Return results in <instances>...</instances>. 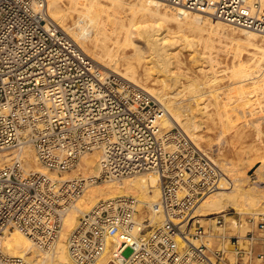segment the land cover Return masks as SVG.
Returning a JSON list of instances; mask_svg holds the SVG:
<instances>
[{
  "label": "built area",
  "instance_id": "1",
  "mask_svg": "<svg viewBox=\"0 0 264 264\" xmlns=\"http://www.w3.org/2000/svg\"><path fill=\"white\" fill-rule=\"evenodd\" d=\"M167 1L264 35V0ZM46 3L0 0V150L29 144L48 171L27 170L21 156L0 167V264H38L4 250L7 232L49 249L64 211L90 185L145 172L161 179L150 209L160 221L142 217L134 195L99 200L69 235L76 264L105 253L109 264H264V213H247L244 234L229 227L230 216L243 223L232 209L197 213L227 179L223 168L184 130L163 128L157 98L104 70ZM95 150L98 175L63 178Z\"/></svg>",
  "mask_w": 264,
  "mask_h": 264
},
{
  "label": "bare ground",
  "instance_id": "2",
  "mask_svg": "<svg viewBox=\"0 0 264 264\" xmlns=\"http://www.w3.org/2000/svg\"><path fill=\"white\" fill-rule=\"evenodd\" d=\"M127 3L132 4L130 6H132L133 11L128 15L125 13L120 15L121 10H123ZM46 10L50 17L59 23L90 57L105 68L119 73L131 83L145 89L157 98L163 107V113L160 116V124L163 128L171 129V126L178 124L191 138H197V136L202 138L201 132L198 133V131H202L203 129L205 131H210L222 126V137L226 140H230V137L233 136H230L231 130H238V132L242 131V136H252V133H248L243 126L248 122H237L241 119L240 116H238L239 113L236 115V118L233 117L232 120L230 119L231 121H223L222 115L226 113L228 108L226 102L220 99L219 92H217V90L222 87H217V84L220 82L218 79L216 80V70L213 71L212 65L207 62H212L217 59V55L214 60L212 57V52L217 47L215 42L217 40L224 43L226 38V40H231V42H227V45H232L233 41H236L235 43L236 45L238 44L239 47L240 45L244 46L241 47V50H239L240 48H236L234 53L235 59L242 54L240 52H243V48L247 49L248 57L241 58V60L239 58L237 62L233 63L234 68L232 66L230 67L233 71L232 75L234 76L231 85H233V87L235 86L234 89L237 92L242 93L240 97L238 96V98H236V100L238 99L239 101L244 99L242 101V105L244 106L240 103V108L251 107L253 102L251 103L250 100L251 97L256 95V92L258 96L261 94L264 95L262 92H259V90L264 92V37L260 38L262 34L245 27L228 23L213 15L211 12L188 9L182 5L172 4L167 0H69L67 6L63 5V0H47ZM110 21L113 23L114 27L109 25ZM237 27H240L241 30L237 29ZM239 32L240 34H237ZM136 35L140 37L143 45L137 43L134 39ZM188 44H194L195 46L192 51L193 54H191L193 56H191L192 60H202L199 72L206 76V78L202 80L196 76L189 75L187 72L182 73L176 70V67L179 66L180 68L182 57L181 53H179L180 49L177 51L175 49L178 46L185 47V45ZM129 46L132 48L131 50L127 49ZM229 47L230 49H225V51L230 52L232 48L231 46ZM145 49H148L150 52L149 56H151V62L148 61L149 57L145 54ZM233 58L231 59L233 60ZM195 64L193 63V65ZM230 65L232 64L230 63ZM213 66L216 65L213 64ZM164 73H169L168 80H163ZM232 75L230 74L229 76L231 77ZM181 76L187 83L185 81L182 84L180 83ZM148 81L162 83L163 85L161 87L149 85L147 83ZM226 85L229 86L230 84ZM166 87L174 88L177 92L173 95H169L166 91ZM247 87L251 89L247 90ZM185 90H190L189 93H192L194 97L191 98L192 95L186 93L191 98L189 99L191 101L187 102L186 100V103H183L182 100V103L175 104L173 101L174 98ZM230 90L232 91V88ZM252 91L253 94L250 95ZM183 95L186 96L185 94ZM213 95H215V97L211 99L210 97ZM184 98L185 97H183V99ZM192 100H194V103H192ZM255 100H257V98ZM191 104L202 105L201 117L199 119H195V115L190 106ZM235 106L234 109H231L232 113H235ZM231 107L233 106L231 105ZM261 112L263 111L261 110ZM256 116H258V114ZM250 122L255 126L259 124H256L253 119H250L249 124ZM258 126L259 125H257V130L259 133L260 128H258ZM186 129L195 133V137H192L190 132ZM238 132L237 136L239 137L240 135ZM234 135L236 136V134ZM238 137H236V139ZM236 139L234 140L236 141ZM234 140L232 139V141ZM226 143L230 144L228 142ZM235 143L236 142H234V144ZM231 145H233V142H231ZM19 152L22 155L24 166L27 170L32 169L35 171L48 172L47 169L40 168L38 159L31 145H24ZM15 153L13 154L15 155ZM92 155H90V158L87 157L89 156L88 154H86V157L83 156L82 164L84 168L81 166L85 170L89 169V177L98 175L101 170L100 159H98L100 156L94 157L96 155ZM12 158L13 157L9 153L5 152L0 154V167ZM226 162L229 163V161ZM220 166L223 168L222 165ZM228 169L234 171L235 167L232 169V167L229 166ZM228 169L226 168V170ZM223 170L227 179L224 180L218 189L208 194L201 201L197 206L196 212L206 215L221 212L228 206H233L242 213L248 212V210L252 211V209H254L253 205H256V203L258 207L259 199L263 198L264 200V191L259 188L263 193H258L255 191V189H257L255 186L252 188L247 186L248 188H246L241 181L238 184L237 180L233 182L228 172L224 168ZM236 171L238 172V170ZM51 173L55 174L54 172ZM135 176L136 177L127 180H124V178L114 180L106 186H91L86 191L84 198L79 202L72 203L64 211L62 231L60 230L59 237L51 248H46V250L38 248L30 238L26 235L24 236L21 231L15 229L11 232H7L5 235L4 250L11 255H21L29 260H34L38 264H76L71 259L68 251L69 235L78 225L80 220L79 217L90 211L99 199L102 200L101 198L108 199L132 193L139 201L140 209L143 208L145 204L149 206L147 213L148 215L150 214L151 222L155 223L160 221L161 216L150 210L151 205L157 201L161 195V179L159 174L151 172V174ZM145 214H141L142 217L146 216ZM229 219L230 223L233 225L232 227L239 229L240 233L241 231L245 232L246 224L244 225L245 227L241 229L239 227H242V225L237 227L234 218L230 216ZM109 259L110 256L108 253H105L93 264H109Z\"/></svg>",
  "mask_w": 264,
  "mask_h": 264
},
{
  "label": "rangeland",
  "instance_id": "3",
  "mask_svg": "<svg viewBox=\"0 0 264 264\" xmlns=\"http://www.w3.org/2000/svg\"><path fill=\"white\" fill-rule=\"evenodd\" d=\"M65 3V4H64ZM68 3H69V0H63V5L64 6H67L68 5ZM129 3H127V4H125V6H124V8H123V10H121V13H120V15L121 14H129V13H131V11H133L132 10V6H130V5H132V4H129ZM70 23V22H69ZM109 25L110 26H112V27H114V25H113V23L110 21L109 22ZM174 25V24H173ZM237 29H239V30H241V28L240 27H237ZM237 34H240V32L239 33H237ZM138 35H136L135 36V40L137 41V43H140L141 45H143V42H141V40H140V37H137ZM262 37H264V36H262V35H260V38H262ZM216 42V44H217V47L215 48V50L212 52V57H213V60L216 58V55H217V59H215V61H210V62H207L208 64H210V65H212V70L213 71H215V76H217V78H216V80L218 79V81L220 82L219 84H217V87L218 86H221L222 88H220L219 90H217V92H219V95H220V99L222 100V101H224V102H226V105H227V111H226V113L224 114V115H222V119H223V121H231L232 119H233V117H235L236 118V115L238 114V116H240V118L241 119H236V120H238L237 122L239 123H241V122H248L247 124H245V125H243L245 128V130L248 132V133H252V136L251 135H243V136H245V137H243L242 136V131H240V132H238V130L236 131V130H231V132H230V136L231 135H233V136H229L231 139V141L229 142L228 140H226L224 137H222V135H223V130H222V127H218V128H215V129H212V130H210V131H205L204 129L202 130V131H198V133H200L201 132V135L203 136L202 138H199L198 136H197V138L195 137V133H192V132H190V130L189 129H186L187 131H189L190 132V134L192 135V137H195V138H192V139H194V141H196L197 142V144L201 147V148H203L204 150H206V151H208L210 154H211V156L216 160V162L218 163V164H220V165H222L223 166V168L226 170V168L228 169L229 168V166H231L232 167V169H234V167H235V169H234V171L232 170V171H230L229 169L228 170H226L227 172H228V174L231 176V178L233 179V182L235 181L236 182V180H237V184L238 183H240V181L242 182V184L246 187V188H252L253 186H255L257 189H255V191L256 192H258V193H260V192H262V191H264V95H262V97H261V95H257L258 93L256 92V95H254L253 97H251V100H250V102L252 103V105H251V107H246V108H240V103H241V105L243 104L242 103V101L244 100V99H242V100H236V98H238V96L240 97L241 95H242V93L241 92H237L235 89H234V87H233V85H231V82H232V80H233V78H234V76L232 75L233 74V71H232V69L230 68L231 66L233 67V63L234 62H237V60H239V58H240V60H241V58H247L248 57V53H247V49L245 48H243V52L241 51L240 53H242V54H240L239 56H237V58L235 59V50H236V48H240L239 50H241L242 48L241 47H244V46H242V45H240V47H239V45L237 46L236 45V41L234 42L233 41V43H232V45L230 44V45H227V42H231V40H226V38H225V40H224V43H222L221 41H219V40H217V41H215ZM219 45V46H218ZM189 46V47H188ZM229 46H231V48H232V50H230V52L229 51H225V49L226 50H228V49H230V47ZM181 47V48H180ZM183 46H178L175 50L177 51V50H179L180 52L179 53H181V57H182V63H181V65H180V68H179V66L178 67H176V70L177 71H179V72H187L189 75H191V76H196V77H198L199 79H204V78H206V76H204L203 74H201V72H199V68H200V66H201V63H202V60H192V58H191V54H193V50H194V48H195V46H194V44L193 45H185V47H183ZM221 47V48H220ZM225 47H227V48H225ZM145 48V47H144ZM128 50H131L132 48H130V46L127 48ZM219 49V50H218ZM221 49V50H220ZM222 49H224V50H222ZM146 50V55H148V57H149V59H148V61L149 62H151V56H149L150 55V52H149V50L148 49H145ZM148 50V51H147ZM170 51H172L171 49H169ZM174 50V51H175ZM148 52V53H147ZM218 52V53H217ZM214 53V54H213ZM228 53V54H227ZM234 58H233V57ZM147 57V58H148ZM193 57V56H192ZM231 58H233V60L231 59ZM151 59V60H150ZM95 60V59H94ZM216 60H217V62H218V64H217V62H216ZM232 62H231V61ZM96 61V60H95ZM193 61V62H192ZM195 61V62H194ZM97 62V61H96ZM98 64H99V62H97ZM193 63L195 64V63H197V64H195V65H193ZM216 63V64H215ZM230 63L232 64V65H230ZM176 64V63H175ZM213 64L214 65H216V66H213ZM104 70H106V71H113V70H111V69H108V68H105L103 65H101V64H99ZM124 67V66H123ZM228 67V68H227ZM216 68V69H215ZM234 68V67H233ZM219 69V70H218ZM224 69V70H223ZM232 71V72H231ZM169 73H164V75H163V80H168V77H169V75H168ZM232 75L231 77L229 76V75ZM168 75V76H167ZM226 76V77H225ZM222 78V79H221ZM220 79V80H219ZM186 82V80H184V78L181 76V84L183 83V82ZM154 81H148L147 83L149 84V85H153V86H157V87H161L163 84L162 83H153ZM187 83V82H186ZM226 84H230L229 86L228 85H226ZM226 86V87H225ZM177 87V86H176ZM217 87H214V88H217ZM181 88V87H180ZM232 88V91L230 90ZM248 89L247 90H250L251 88H249V87H247ZM171 89V90H170ZM179 89V88H178ZM229 89V90H228ZM235 90V91H234ZM166 91L168 92V94L169 95H173L175 92H177V90L176 89H174V88H167L166 87ZM171 91V92H170ZM189 91L190 90H185L183 93H181V94H179V95H177L175 98H174V103L175 104H180V102L182 103V100H183V103H186V100H187V102H189V101H191V100H189V99H191V98H193L194 96L192 95V93H189ZM215 92H216V90H215ZM259 92H262L263 94H264V92L262 91V90H259ZM172 93V94H171ZM192 95L191 96V98L187 95ZM250 93V92H249ZM183 94H185L186 96H184ZM251 94H253V91L250 93V95ZM255 94V93H254ZM183 97H185L184 99H183ZM215 97V95H213L212 97H210L211 99H213ZM259 97V98H258ZM181 98V99H180ZM257 98V100H255ZM176 100V101H175ZM178 100H180V101H178ZM230 101V102H229ZM239 101V102H238ZM178 102V103H177ZM228 102H229V104H228ZM237 102V103H236ZM192 103H194V100H192ZM239 104V105H238ZM231 105L233 106V107H231ZM236 105V106H235ZM191 106V108H192V112L194 113V115H195V119H199L200 117H201V106L202 105H200V104H191L190 105ZM234 106H235V109L237 110L238 109V107H239V109L236 111L235 110V113H232V111H231V109L233 108L234 109ZM242 106H244V105H242ZM259 106V107H258ZM261 106V107H260ZM197 107V108H196ZM198 107H200V108H198ZM230 107V108H229ZM237 107V108H236ZM199 109V110H198ZM229 109H230V111H229ZM241 109V110H240ZM245 109V110H244ZM252 109V110H251ZM255 109V110H254ZM243 110H244V113H243ZM261 110L263 111V112H261ZM241 111V112H240ZM248 111H251V112H248ZM253 111H256V112H253ZM247 112V113H246ZM261 112V113H260ZM230 113V114H229ZM252 113V114H251ZM227 114V115H226ZM245 114V115H244ZM258 114V116H256ZM244 115V116H243ZM227 117V118H226ZM244 117V118H243ZM261 119H260V118ZM231 119V120H230ZM250 119H253V120H255V122H256V124L257 123H259V124H257V125H259L258 126V128H260V131H259V133H258V130H257V125L255 126V125H253V124H251V122H250V124H249V121H250ZM248 120V121H247ZM249 124V125H248ZM248 125V126H247ZM174 126H177V127H179V128H181L178 124H175ZM174 126H171V127H174ZM242 126V127H243ZM232 131H236V132H232ZM237 132L239 133V137L237 136ZM261 132V133H260ZM231 133H233V134H231ZM194 134V135H193ZM234 134H236V136L234 135ZM260 134V135H259ZM259 135V136H258ZM218 136V137H217ZM257 136V137H256ZM236 137H238L237 139H236ZM241 137V138H240ZM243 137V138H242ZM232 139L234 140V139H236V141L234 140V141H232ZM257 139V140H256ZM225 140H226V142H228V143H230V144H227L226 142H225ZM231 142H233V145H231ZM234 142H236L235 144H234ZM227 144V145H226ZM26 146V145H25ZM32 148H33V146H31ZM20 147H14V148H9V149H3V150H0V154H2V153H9L13 158L14 157H17L18 155H19V157L21 156L22 157V155H21V153L19 152V151H21L22 150V147L19 149ZM34 149V148H33ZM5 151V152H4ZM16 152V153H15ZM34 152H35V150H34ZM13 153H15V155L13 154ZM20 153V154H19ZM95 154L96 156H94V157H99L100 156V151H98V150H95V151H93V152H91V153H88V155L89 156H87L88 158H90V155H92V154ZM96 153H99V154H96ZM36 154V153H35ZM93 154V155H94ZM92 155V156H93ZM85 157H86V155H84ZM37 157V156H36ZM12 158V159H13ZM83 158L84 157H81V159L79 160V162L74 166V167H72L70 170H68V171H65V172H63V175H64V177L65 178H67V177H73V176H79V175H83V176H85V177H89L88 175H89V169H87V170H85V169H83L84 167H83ZM12 159H10V161L12 160ZM98 159H100V157L98 158ZM226 161H229V163H227ZM9 162V161H8ZM8 162H6V163H8ZM81 162V163H80ZM5 163V164H6ZM225 163H227V164H225ZM233 163V164H232ZM38 164L40 165V168H42V169H46L40 162H39V160H38ZM80 164V165H79ZM224 164V165H223ZM233 165H234V167H233ZM83 168H82V167ZM30 170H32V169H30ZM236 170H238V172L236 171ZM234 172V173H233ZM153 173H155V172H153ZM238 175H237V174ZM144 174H151V172H145V173H141V174H136L137 176H141V175H144ZM134 177H136L135 175L133 176V178ZM129 178H132V177H126V178H124V180H127V179H129ZM110 182H112V181H101V182H98V183H96V184H93V185H90L87 189H86V191L91 187V186H106L108 183H110ZM235 184V183H234ZM248 186V187H247ZM258 186V187H257ZM259 188H260V190H262V191H260L259 190ZM259 190V191H258ZM86 191L75 201V203L76 202H79L82 198H84V195H85V193H86ZM263 193V192H262ZM128 194H131V195H133L132 193H128ZM101 199H103V198H101ZM100 200V199H99ZM98 200V201H99ZM261 200H262V202H261ZM97 201V202H98ZM264 200H263V198H260L259 199V201H258V207H257V203H256V207L253 205V208L254 209H252V211H249L248 210V212H242L241 213V211H238L237 210V208H235V207H233V206H228L225 210H229V209H232L233 211H236V214H237V216H241L242 217V227H239V228H244L245 226V224H246V227H245V232L248 230V229H250V228H252V226H251V224H249L247 221H246V215H247V213H255L257 216H258V214L259 213H264V209H263V207H264V202H263ZM96 202V203H97ZM74 203V202H73ZM95 203V204H96ZM260 203V204H259ZM93 206V205H92ZM262 206V207H261ZM261 207V208H260ZM91 208V207H90ZM89 208V209H90ZM140 208V207H139ZM149 208V206L147 205V204H145L144 206H143V208H141L140 209V212H141V214H145V213H147V209ZM256 208H258V209H256ZM260 208V209H259ZM224 210V211H225ZM257 211H259V212H257ZM83 215V214H82ZM81 215V216H82ZM80 216V217H81ZM79 217V218H80ZM232 218H234V217H232ZM228 219H229V217H228ZM230 220V219H229ZM233 225L230 223V225H229V227H232ZM63 228V227H62ZM234 228V227H233ZM61 231H62V229H61ZM244 231V230H243ZM245 232H242L241 231V233L242 234H244ZM25 236V235H24ZM46 250V249H45ZM43 252V251H42Z\"/></svg>",
  "mask_w": 264,
  "mask_h": 264
}]
</instances>
